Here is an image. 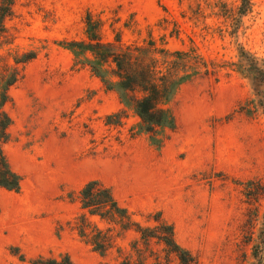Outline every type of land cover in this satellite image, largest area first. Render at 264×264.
Returning a JSON list of instances; mask_svg holds the SVG:
<instances>
[{
	"label": "rangeland",
	"instance_id": "1",
	"mask_svg": "<svg viewBox=\"0 0 264 264\" xmlns=\"http://www.w3.org/2000/svg\"><path fill=\"white\" fill-rule=\"evenodd\" d=\"M1 2V0H0ZM14 0L0 26V84L13 69L4 151L22 175L0 189V264H179L156 238L81 214L92 179L113 190L134 220L174 226L195 264H258L264 253V110L237 70L241 50L264 59V0ZM104 42L184 51L190 80L170 103L177 127L161 145L140 118L61 42L86 39V17ZM36 52L27 63L25 53ZM173 59V55L169 56ZM255 105V106H254ZM109 116H111L109 118ZM110 235L101 254L80 235ZM110 230V231H109ZM255 251L258 255L255 257Z\"/></svg>",
	"mask_w": 264,
	"mask_h": 264
},
{
	"label": "trees",
	"instance_id": "2",
	"mask_svg": "<svg viewBox=\"0 0 264 264\" xmlns=\"http://www.w3.org/2000/svg\"><path fill=\"white\" fill-rule=\"evenodd\" d=\"M14 0H1L0 26L4 18L12 11ZM240 13L250 10V0H242ZM86 39H72L61 42L69 50L76 64H85L94 75L101 78L108 90L116 91L121 102L132 107L140 118L138 132L149 134L152 143L161 145L165 134L177 127L176 115L170 103L175 98L180 86L190 80L192 73L183 72L188 59L184 51L168 52L164 50L162 58L164 67L158 65L159 59L153 54L157 48L129 44L118 49L111 42H104L101 36V24L90 14L86 17ZM173 55V59L169 56ZM36 52L25 53L16 60L27 63L35 58ZM237 70L251 83L252 101L256 107L264 110V59L255 54L241 50ZM19 79V72L13 69L4 75L0 84V189L19 191L22 175L13 169L5 151L4 144L11 139L10 126L13 119L5 109L11 100L10 88ZM254 105V106H255ZM111 116H109L110 118ZM81 207L85 212L82 219L90 226L89 216H98L107 222L119 225L120 230L134 229L143 240L156 238L164 243L166 249L176 255L179 264H195L192 253L183 247L175 238L174 226L164 220H158L155 226H144L132 217L127 207L122 206L110 186L98 179L88 181L80 191ZM1 213V208H0ZM88 214V215H87ZM84 225V224H83ZM81 224L80 235L88 238L94 249L104 254L110 243V235L100 228L93 234L87 232ZM110 231V230H109ZM258 251H255V257ZM45 264H75L66 255L62 260L49 259ZM258 264H264V253L258 258Z\"/></svg>",
	"mask_w": 264,
	"mask_h": 264
}]
</instances>
